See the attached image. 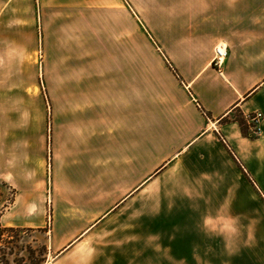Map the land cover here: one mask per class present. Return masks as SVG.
<instances>
[{
	"label": "crops",
	"instance_id": "obj_1",
	"mask_svg": "<svg viewBox=\"0 0 264 264\" xmlns=\"http://www.w3.org/2000/svg\"><path fill=\"white\" fill-rule=\"evenodd\" d=\"M85 2L0 0V90L44 109L40 95L25 92L41 81L50 99L39 143L10 141V175L66 227V247L156 178L183 176L193 187L202 163L238 170L255 138L241 134L234 113L247 125L261 112L264 144V0H202V32L148 60L111 57L110 47L80 56ZM217 45L226 49L219 70Z\"/></svg>",
	"mask_w": 264,
	"mask_h": 264
},
{
	"label": "rangeland",
	"instance_id": "obj_2",
	"mask_svg": "<svg viewBox=\"0 0 264 264\" xmlns=\"http://www.w3.org/2000/svg\"><path fill=\"white\" fill-rule=\"evenodd\" d=\"M204 5L202 0H86L76 25L80 56H102L110 47L111 57L168 58L166 49L177 52L178 42L202 32ZM25 92L40 95L44 109L10 95L9 86L0 90V179L7 185L0 188V208L6 205L0 222L13 228L5 234L8 264H264L259 136L243 146L238 170L202 163V181L193 187L183 176L156 178L66 247V227H56L37 193L25 195L10 175V141L26 137L34 146L47 129L50 99L43 83ZM24 101L27 109L20 107Z\"/></svg>",
	"mask_w": 264,
	"mask_h": 264
},
{
	"label": "trees",
	"instance_id": "obj_3",
	"mask_svg": "<svg viewBox=\"0 0 264 264\" xmlns=\"http://www.w3.org/2000/svg\"><path fill=\"white\" fill-rule=\"evenodd\" d=\"M234 121H236L238 123L241 134L244 137H247L249 139H254L255 137H257V134L250 133L248 131V125H246L244 119L240 115H237V117H234ZM6 186H7L6 183L0 179V188L6 187ZM0 197H1V191H0ZM11 202H12V200H11ZM11 202H9V203H11ZM5 207H6V205L3 206L2 208H0V218L2 216L3 209ZM11 231H13L12 227H5L0 222V261H4L5 264H8L6 257H7V255H9L11 253V249H10V247H8V239H7V237H5V234L8 232H11Z\"/></svg>",
	"mask_w": 264,
	"mask_h": 264
},
{
	"label": "built area",
	"instance_id": "obj_4",
	"mask_svg": "<svg viewBox=\"0 0 264 264\" xmlns=\"http://www.w3.org/2000/svg\"><path fill=\"white\" fill-rule=\"evenodd\" d=\"M226 55V49L223 45H217L213 48V54L211 58V64L214 68L220 69L223 64L224 58ZM248 131L250 133L257 134L259 121L262 119V114L260 111H255L251 115L246 117Z\"/></svg>",
	"mask_w": 264,
	"mask_h": 264
}]
</instances>
